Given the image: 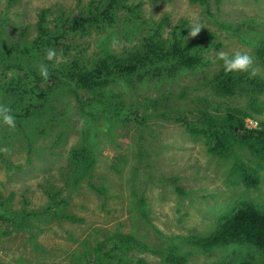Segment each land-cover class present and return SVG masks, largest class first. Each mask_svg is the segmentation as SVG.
Wrapping results in <instances>:
<instances>
[{
    "label": "rangeland",
    "instance_id": "rangeland-1",
    "mask_svg": "<svg viewBox=\"0 0 264 264\" xmlns=\"http://www.w3.org/2000/svg\"><path fill=\"white\" fill-rule=\"evenodd\" d=\"M91 1L0 0V50L29 45L38 35L43 14L51 35L63 36L64 22L78 18ZM126 4L134 11L120 9L112 26L67 35L68 48L60 46L52 62L44 58L40 64L48 71L74 62L91 66L96 59L121 54L154 36L169 41L184 38L203 56V63L175 80L145 81L135 92L158 97L186 89V107L216 115L239 109L249 115L248 128L263 127L264 92L222 98L212 91L211 81L223 68L216 52L240 51L252 57L256 69L255 75H241L264 84V60L259 56L264 48V0H127ZM193 21L202 26L194 38L188 35ZM119 89L130 92L126 85ZM15 99L6 98L0 89V103L11 107ZM52 100L45 117L26 130L13 133L0 127V147L8 148L0 152V212L30 215L0 226V264H89L90 257L93 264L91 251L114 232L131 235L144 245V250L129 252L133 264H165L153 250L174 249L188 264H232L246 257V247L229 245L206 253L191 240L213 234L243 202L264 209V166L254 163L261 174L257 188L245 187L233 170L237 162L255 160L250 150L236 145L225 156L215 157L204 136H193L175 123L150 120L142 129L133 123L104 126L93 133L98 150L92 177L70 191L69 154L81 140L85 124L69 91L61 90ZM53 187L55 192L62 189L67 200L57 213L47 211ZM63 213L79 217L80 222L64 219ZM249 252L264 261L254 249Z\"/></svg>",
    "mask_w": 264,
    "mask_h": 264
},
{
    "label": "trees",
    "instance_id": "trees-1",
    "mask_svg": "<svg viewBox=\"0 0 264 264\" xmlns=\"http://www.w3.org/2000/svg\"><path fill=\"white\" fill-rule=\"evenodd\" d=\"M126 2L92 0L78 18L64 22L65 31L61 37L51 35L53 32L49 30L43 14L38 24V35L29 45L0 50V89L5 91L6 98L9 95L16 97L10 107L16 117L14 132L24 131L31 123L42 120L53 97L61 90H67L74 97L85 124L81 140L69 154L68 190L72 191L84 179L92 177L98 150L94 131L104 126L110 128L129 123L142 129L150 120L179 124L193 136H204L210 153L215 157L225 156L236 145L247 148L255 160L251 163L237 162L233 170L245 187L257 188L261 174L254 163L264 166V125L259 129L248 128L245 120L249 115L239 109L216 115L199 107H186V89L178 94L169 92L158 97L141 96L135 92L137 86L145 81L175 80L181 72L194 71L203 63V56L194 47L188 46L184 38L169 41L154 36L121 54L109 53L96 59L91 66L74 62L48 71L46 80L39 75L38 66L45 57L46 49L51 48L60 53V46L68 48V37L84 34L92 27L112 26L117 22L120 9L134 11V7H128ZM216 2L220 3L221 0ZM259 56L264 60V48L259 51ZM18 59L22 62H12ZM121 85L128 86L130 92L117 90ZM259 85L241 73L226 75L223 68L215 73L211 81L212 91L222 98L234 97L240 92L251 95L253 92L263 93L264 84ZM92 188L96 189L94 186ZM49 195L47 211L57 213L67 206L62 189L55 192L53 187ZM29 216L24 213L21 217H15L0 212V226L16 224L18 219L22 222ZM62 217L73 223L80 222L79 217L71 213H63ZM191 244L206 253L229 245H239L249 251L254 249L264 258V209L253 202H243L222 220L213 234L193 238ZM135 248L144 250V245L131 235L114 232L98 242L90 255L93 264H133L129 252ZM249 251L246 257L232 264H264ZM153 253L165 264H188L187 258L177 254L174 249L153 250ZM90 260L91 257L89 264ZM78 264L88 263L81 261Z\"/></svg>",
    "mask_w": 264,
    "mask_h": 264
},
{
    "label": "clouds",
    "instance_id": "clouds-1",
    "mask_svg": "<svg viewBox=\"0 0 264 264\" xmlns=\"http://www.w3.org/2000/svg\"><path fill=\"white\" fill-rule=\"evenodd\" d=\"M202 30V26L197 22H191L188 29V35L190 37H196ZM57 57V53L54 49L45 50V59L49 62H52L54 58ZM216 58L222 61V67L224 73L233 74V73H249L250 75L256 74V69L253 68L252 57L247 53L237 51L232 55H228L223 51L216 52ZM39 75L43 79L48 78L47 67L41 63L38 66ZM0 127L6 128L9 132H14L16 129V117L12 112V109L5 103H0ZM8 148L0 147V152H7Z\"/></svg>",
    "mask_w": 264,
    "mask_h": 264
}]
</instances>
